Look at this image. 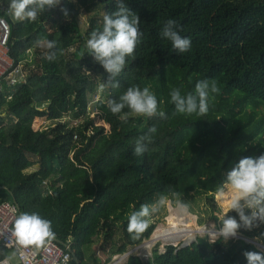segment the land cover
Instances as JSON below:
<instances>
[{
  "label": "trees",
  "instance_id": "trees-1",
  "mask_svg": "<svg viewBox=\"0 0 264 264\" xmlns=\"http://www.w3.org/2000/svg\"><path fill=\"white\" fill-rule=\"evenodd\" d=\"M124 2L139 15L143 36L114 81L119 87L101 93L99 85L108 74L87 54L86 42L92 31L102 30L103 17L116 10V0H63L60 7H67L68 18L57 8L34 23L13 22L5 11L9 0H0V18L11 29V58L23 65L32 51L35 59L26 81L10 92L11 99L0 90V204L14 201L19 212H35L50 220L61 249L73 251L81 264L86 246L99 247L112 260L150 239L161 209L135 239L127 231L128 217L161 195L188 206L189 200L207 203L213 207L210 218L221 227L215 213L225 214L214 195L224 190L225 173L242 157L264 154V112H259L264 109V0ZM169 19L180 25L182 37L190 38L188 52L176 54L170 41L161 38ZM38 39L57 42L54 61L44 58L48 50L36 46ZM66 55L64 74L58 60ZM34 78L47 106L51 123L47 130L28 126L35 109L28 82ZM204 79L215 80L220 88L208 113L191 117L177 113L170 102L171 89L187 94ZM132 86L149 87L164 116L129 115L125 120L121 117L127 108L112 114L108 100L118 101ZM96 95L92 116L101 124L98 128L92 120L79 119L74 126L65 121L69 114L87 113ZM153 126L157 131L150 143L145 142L147 151L134 155L137 138ZM17 128L22 136L16 146ZM172 191L178 195L171 196ZM167 222L146 243L144 253L160 240L174 243L178 234L182 237L174 244L216 232L198 228L193 215L175 208ZM262 234L264 225L241 229V237L227 242L222 237L213 242L196 237L185 248L170 245L165 252L154 248L145 263L134 252L125 264H247L243 252L261 251L257 244L264 247ZM71 264H77L75 258Z\"/></svg>",
  "mask_w": 264,
  "mask_h": 264
},
{
  "label": "clouds",
  "instance_id": "clouds-1",
  "mask_svg": "<svg viewBox=\"0 0 264 264\" xmlns=\"http://www.w3.org/2000/svg\"><path fill=\"white\" fill-rule=\"evenodd\" d=\"M63 0H9L5 9L11 19L17 22L34 23L45 12L59 8L64 17H69L67 7H60ZM69 3L74 0H68ZM116 10L103 17L102 30H94L86 42L87 54L93 58L108 74L106 82L99 85V91L103 93L107 88L119 87L114 82L126 65V58L133 55L134 50L141 42L143 33L140 31V17L132 11L124 0H116ZM82 16V15H81ZM0 23H5L0 19ZM180 25L174 19L167 20L161 29L162 39L170 41L172 51L183 54L190 50V38L182 37ZM36 46L45 48L44 58L54 61L57 58L55 40L38 39ZM83 55V53H82ZM220 88L215 80H199L195 84L194 91L187 94L181 93L180 88H172L170 102L174 104L177 113L191 117L204 116L209 111V104L214 100ZM107 107L114 115L121 114L125 108L129 111L124 113L122 119L129 115L152 118L163 117L164 113L158 111V100L149 87L141 89L139 86L129 87L119 100H108ZM153 126L148 134L137 138L133 154L142 155L147 151L145 142H151V135L156 133ZM223 185L232 192L229 211H234L235 216L225 213L220 218L221 227L214 234L222 237L225 242L229 239L238 238L240 230L251 231L264 225V154L258 157H242L229 171L225 173ZM170 195L178 194L174 191ZM166 200L161 195L154 204H142L138 210H134L128 217L127 231L133 238H138L150 226L151 217L158 213ZM134 207V206H133ZM177 208L180 212H186L188 205L179 202ZM213 229L216 225H211ZM264 235V234H262ZM12 236L15 244L20 248H41L47 242L55 239L50 220L42 218L38 213L21 212L14 223ZM11 241L5 242L4 247L10 246ZM23 256V253H19ZM243 256L247 264H264V250L244 251ZM0 264H8L7 258L0 260Z\"/></svg>",
  "mask_w": 264,
  "mask_h": 264
},
{
  "label": "built area",
  "instance_id": "built-area-1",
  "mask_svg": "<svg viewBox=\"0 0 264 264\" xmlns=\"http://www.w3.org/2000/svg\"><path fill=\"white\" fill-rule=\"evenodd\" d=\"M0 19L5 21V23H0V88L5 84L15 87L26 81L27 71L22 64H17L11 58L9 49L10 25L6 19ZM74 140L77 141L78 137H75ZM20 213L18 207L11 201L0 204V260L7 258L8 264H71L72 253L69 249L66 251L61 249L55 239L47 242L41 251L35 247H28L20 248L18 252V245L15 244V237L12 236V229ZM8 241H11L10 246L5 248L4 244ZM259 247L264 250L263 246ZM11 252L15 254V262H11L8 258ZM20 252L23 253V256L19 254ZM124 256L126 255L124 254ZM122 259L124 257L117 259L115 264L122 262Z\"/></svg>",
  "mask_w": 264,
  "mask_h": 264
},
{
  "label": "rangeland",
  "instance_id": "rangeland-1",
  "mask_svg": "<svg viewBox=\"0 0 264 264\" xmlns=\"http://www.w3.org/2000/svg\"><path fill=\"white\" fill-rule=\"evenodd\" d=\"M82 16L84 17V19L87 18L85 12H84V14ZM11 20L13 22H17V21H14L13 19H11ZM73 51H74V49H71L69 51V53H73ZM68 58L69 57L66 55L65 57H62L61 59L58 60L59 61V64H60V68H61V70L63 71L64 74L67 72L65 66L67 64ZM33 65H35L34 53L32 51H30V52H28V54L26 56V60L24 61L23 66H24L25 70L27 71L28 68L30 66H33ZM35 97L33 96V98H35ZM98 97H99L98 95L91 97L90 103H89V106H88V112L87 113L83 114L82 116H78V115H75V114H72V115L69 114V115H67L65 117V121L68 124L74 126V123L77 122V120H79V119L83 123L86 122L87 120H92L93 125L96 128H98L97 126H100L101 124L98 123V122H96L97 119H95L92 116V114L94 112V105H95V102L98 100ZM38 105H37L38 107L36 108L37 110L36 109L35 110L38 111V112H41L42 114H46V109H47L46 103L45 102H41V103H38ZM259 112H264V109L263 108L259 109ZM32 115L33 114H31V116ZM39 116H40L39 114H36V116L35 117H32L31 120L29 119L28 125L30 127H33L35 130H40V129L47 130L49 128V126H51L50 121L49 120L46 121L44 119V117H42V116L39 117ZM95 123H96V125H95ZM19 130H21V129L17 128L16 131L19 133ZM104 132L106 133L108 131L106 129H104ZM232 195L233 194H232L231 190L227 187V185L225 186L224 190H222L221 192H219V193H217V194L214 195V199H215L216 206L219 207L220 209H222L224 211V214L227 213L228 210H229L230 199H231ZM189 202H190L189 203L190 205L188 206L187 211L196 218V225H197V227L198 228H204L206 231H209V232L210 231H213V230L214 231H218V229L220 227H217V223L212 218H210L211 212L213 211V207H211L210 205H208L205 202H199V201L197 202V201H194V200H191V201L189 200ZM178 203H179V201L166 200L165 204L161 207L160 213L158 215H156L155 218H154L155 219V222L157 223V227H156L155 231L153 232V234L150 237V239L145 240L140 245L141 247H139L135 253L140 254V252L145 249L146 243L149 242V241H152V239H153V237L156 234V232H157L158 229H160L162 227H167V225H168L167 217L170 215V209L171 208L178 209L177 208V204ZM190 208H191V210H190ZM206 210H207V212H206ZM229 212H231V211H229ZM215 215L216 216H219L221 218V216L219 215L218 212L215 213ZM200 221H201V223H200ZM213 224L216 225V228L215 229H213L211 227V225H213ZM196 237H200V238L201 237H208L209 240L211 242H213L216 239H218L220 236H218V235L212 236L209 233H205V234H201V235L198 234ZM239 237H241V236L239 235ZM181 244H183V243L174 244L172 242H167V241L166 242H163V241L160 240L156 244H154L150 249L147 250V252H148L147 254H150L152 252V250L154 248H156V247L159 248V250L161 252H165L167 246L172 245L174 247H178L179 248L181 246ZM43 248H44V246L41 247V248H38V251H41ZM131 250H132V248H130L128 251H131ZM123 257H124V259H122V262H120L119 264H125L127 258H125L124 255H118L117 257L115 256L114 257V260H110V259L108 260V257L107 258H104L103 257V258L107 262H109L107 264H115L119 259H121ZM8 258L10 259L11 262H15L16 261L14 252H11L9 254ZM148 259H146V261Z\"/></svg>",
  "mask_w": 264,
  "mask_h": 264
},
{
  "label": "crops",
  "instance_id": "crops-1",
  "mask_svg": "<svg viewBox=\"0 0 264 264\" xmlns=\"http://www.w3.org/2000/svg\"><path fill=\"white\" fill-rule=\"evenodd\" d=\"M27 76H28V74H27ZM28 83H29L28 85H29L30 90H31V96L32 95L34 97L36 96L35 97L36 99L33 98V96H32L33 103H34V108L36 109L39 106L38 103L44 102L43 101L44 100L43 99V94L41 92L40 82L36 78H34L30 82H28ZM17 86H15V87H17ZM15 87H12V86H9V85L5 84L2 88H0V90L8 95V99H11L10 92L13 91V89ZM36 110L33 111V113H31L33 115L29 117L30 120H31L32 117H35L36 114H39L40 116L44 117V119L46 121L48 120V115L47 114H42L41 112H38ZM19 129H21V128H19ZM21 136H22V129L19 130V133L16 131V135L14 137V145H16V146L18 145L19 140H21ZM82 251H83V255H84L83 264H100L101 262H104V261L105 262L103 264L109 263V262H107L104 259V258H107L106 257L107 254H105L99 247H95V246H90L89 247V246H86V247L83 248ZM147 255H148V257H147V259H148L149 257H151L152 252L150 254H147ZM127 259H128V257H127ZM112 260H114V258ZM126 262H127V260H126ZM143 262L145 263L146 261H143Z\"/></svg>",
  "mask_w": 264,
  "mask_h": 264
},
{
  "label": "water",
  "instance_id": "water-1",
  "mask_svg": "<svg viewBox=\"0 0 264 264\" xmlns=\"http://www.w3.org/2000/svg\"><path fill=\"white\" fill-rule=\"evenodd\" d=\"M13 202H14V201H13ZM14 204H15V203H14ZM195 238H196V237H194L193 240H192L190 243H188V244H185V243L181 244V246L179 247V249L190 246V245L192 244V242L195 240ZM56 241H57V240H56ZM57 242H58V241H57ZM58 243L60 244V242H58ZM257 245H258V246H261V245H259V244H257ZM139 247H141V246H138V247H136L135 249H132L131 251L125 253V255L130 256V255H131L132 253H134V251L137 250ZM70 252L72 253L73 258H75V262H76L77 264H81V262L78 261V260L76 259L75 253H74L73 251H71V250H70ZM138 255L142 258L143 261H146V259H147V257H148L147 253H144V250H142V251L140 252V254H138Z\"/></svg>",
  "mask_w": 264,
  "mask_h": 264
},
{
  "label": "bare ground",
  "instance_id": "bare-ground-1",
  "mask_svg": "<svg viewBox=\"0 0 264 264\" xmlns=\"http://www.w3.org/2000/svg\"><path fill=\"white\" fill-rule=\"evenodd\" d=\"M181 237H182V236H181L180 234H178V235L173 239V242L175 243V242L178 241V239H180ZM192 240H193V239H192ZM192 240H191V241H192ZM191 241H190V242H191ZM190 242H187V243H185V244H188V243H190ZM127 256H128V255H126L125 258H126Z\"/></svg>",
  "mask_w": 264,
  "mask_h": 264
}]
</instances>
